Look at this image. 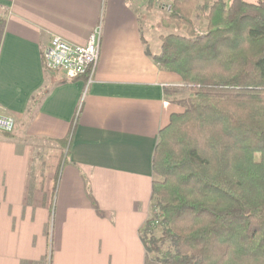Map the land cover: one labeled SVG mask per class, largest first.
Returning a JSON list of instances; mask_svg holds the SVG:
<instances>
[{
  "label": "crops",
  "instance_id": "0c3cea01",
  "mask_svg": "<svg viewBox=\"0 0 264 264\" xmlns=\"http://www.w3.org/2000/svg\"><path fill=\"white\" fill-rule=\"evenodd\" d=\"M163 0H0V264H152L141 234L151 216V162L159 131L181 107L166 88L151 17ZM163 18V17H162ZM161 20V18H160ZM101 25L90 84L46 72L52 36L83 46ZM67 162L57 184L64 140Z\"/></svg>",
  "mask_w": 264,
  "mask_h": 264
},
{
  "label": "trees",
  "instance_id": "16d2710c",
  "mask_svg": "<svg viewBox=\"0 0 264 264\" xmlns=\"http://www.w3.org/2000/svg\"><path fill=\"white\" fill-rule=\"evenodd\" d=\"M168 7L160 26L184 33L159 35L158 53H146L180 78L181 88L164 93L182 111L157 136L141 240L152 264H264V0ZM4 16L0 10V46ZM75 128L50 141L63 150L56 184Z\"/></svg>",
  "mask_w": 264,
  "mask_h": 264
},
{
  "label": "built area",
  "instance_id": "2783aa9c",
  "mask_svg": "<svg viewBox=\"0 0 264 264\" xmlns=\"http://www.w3.org/2000/svg\"><path fill=\"white\" fill-rule=\"evenodd\" d=\"M100 40V24L91 31L83 46L52 36L42 50L44 70L60 73L66 80L85 77V82L90 84L99 61ZM14 129L15 119L5 115L0 108V132L11 134Z\"/></svg>",
  "mask_w": 264,
  "mask_h": 264
},
{
  "label": "rangeland",
  "instance_id": "374dc122",
  "mask_svg": "<svg viewBox=\"0 0 264 264\" xmlns=\"http://www.w3.org/2000/svg\"><path fill=\"white\" fill-rule=\"evenodd\" d=\"M167 3V5L169 6L170 3H171V0H163ZM245 1H249V2H252V1H256V0H245ZM168 8L169 7H165L163 9H161L162 11L159 12L158 14H156V17L154 18V16L151 17V23H152V30L150 29V31L147 32V35H153L154 39L156 37L157 39V36L158 35H167V34H170V33H175V34H182L184 33V30L182 31H178L177 29H175L174 27H171L170 29L166 30V29H163L161 26H160V18L162 17H165L166 14H167V11H168ZM194 23L197 27V29L199 31H204L205 30V26H206V21L204 20V15L203 13H201L200 11H198L195 19H194ZM236 168V166H235ZM151 217V216H150ZM162 226L158 229H156L154 231V235L156 237H159L162 233ZM167 246L169 247V243H167ZM166 246V247H167Z\"/></svg>",
  "mask_w": 264,
  "mask_h": 264
}]
</instances>
